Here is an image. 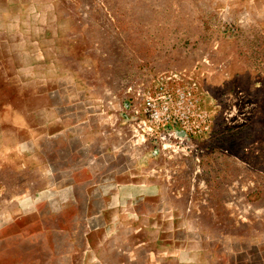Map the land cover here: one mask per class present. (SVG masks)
<instances>
[{"label":"rangeland","instance_id":"1","mask_svg":"<svg viewBox=\"0 0 264 264\" xmlns=\"http://www.w3.org/2000/svg\"><path fill=\"white\" fill-rule=\"evenodd\" d=\"M6 126L0 264H264V0H0Z\"/></svg>","mask_w":264,"mask_h":264},{"label":"crops","instance_id":"2","mask_svg":"<svg viewBox=\"0 0 264 264\" xmlns=\"http://www.w3.org/2000/svg\"><path fill=\"white\" fill-rule=\"evenodd\" d=\"M14 71H15V73L17 72V75H19V76H21V75L22 76L23 75L33 76L34 77L33 84L36 83V76H38V73L40 72L39 69H37L36 67L35 68H30V69H26V68L20 69V68H17V70L14 69ZM23 114H24V112H23ZM21 122H23V120H21ZM4 125H7V124H4L3 123V126ZM1 132H2V134L0 135V138L1 139H9V136H10L9 135V126H6L5 130H4V127H2ZM104 134H105V132H104Z\"/></svg>","mask_w":264,"mask_h":264}]
</instances>
